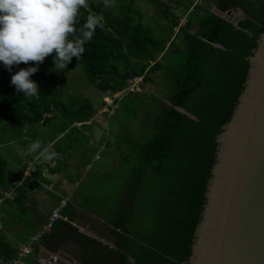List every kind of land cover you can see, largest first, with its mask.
<instances>
[{
    "label": "trees",
    "instance_id": "1",
    "mask_svg": "<svg viewBox=\"0 0 264 264\" xmlns=\"http://www.w3.org/2000/svg\"><path fill=\"white\" fill-rule=\"evenodd\" d=\"M141 1L154 9L151 25L135 8V0H115L82 57H73L64 69L81 67L85 86L101 93L120 92L136 77H143L145 84L157 83L158 77L170 84L164 101L144 117V127L153 130L150 138L121 151L116 175L102 186L104 194L100 187L81 193L82 209L105 223L112 247L71 226L77 216L70 203L61 213L67 222L57 221L48 233L53 250L64 241L76 244L79 264H189L216 164V139L238 105L248 79V58L264 31V0H202L222 13L239 9L243 17L235 23L202 6L188 14L194 0H178L187 22L176 33L180 19L169 5L172 0ZM88 3L79 11L77 29L88 14H98ZM193 25L195 33L190 32ZM163 52L160 63L156 58ZM52 55L30 76L39 98L25 97L10 84L16 69L34 62L14 65L11 72L0 63V146L21 139L25 127L60 120L61 132L67 133L55 150L71 149L72 125L88 122L103 106H93L80 94L63 103L58 78L43 72L53 70ZM21 178L22 171L10 172L0 156V200ZM15 255L0 235V260L8 262Z\"/></svg>",
    "mask_w": 264,
    "mask_h": 264
},
{
    "label": "crops",
    "instance_id": "2",
    "mask_svg": "<svg viewBox=\"0 0 264 264\" xmlns=\"http://www.w3.org/2000/svg\"><path fill=\"white\" fill-rule=\"evenodd\" d=\"M174 3L172 7L175 9L178 0H175ZM202 7L210 12L215 9L212 3L204 1ZM174 13L179 19L184 17L181 11L179 13L174 11ZM232 16L237 19L235 21L241 20L243 17L240 12L233 13ZM196 30L197 27L193 25L190 32L195 33ZM167 47L168 44L165 45L164 51ZM163 54L164 52L156 58V61L162 63ZM16 71L18 70L16 69ZM148 85L152 86L153 84ZM81 96L92 103L87 97ZM145 96H147V99L144 100L145 97L142 99L140 107L148 112L154 103L155 96ZM104 115L106 113L104 106H102L88 122L73 124L72 127L76 128V131L71 136L73 137L70 144L72 148L65 151L60 150L57 152V157L52 161H42L37 153L27 154L26 149L35 140H40L42 144L51 143L56 148L57 142L62 141L63 136L67 133V131L61 132V123H57L60 120H57V122L52 121L49 123L50 125H48V122L43 125L41 121L37 125L30 126L47 128V139L40 137L41 132L39 130L33 132L30 127H25L21 139L0 146V156L4 161L6 152H12L18 163L17 168L15 166L11 169L8 168V170L10 172L22 171V178L16 183L17 186L12 195L9 197L3 196L0 200V235L3 237L4 243L13 250H16L19 245L28 242L29 238L37 234L57 202L67 196H71L69 203L76 209L75 215L77 216L74 222L70 223L71 226L76 228L78 233L109 248L112 247L105 223L100 218H96L82 209L80 197L81 193L86 195L88 194L87 191L90 193L91 189L95 191L99 187L109 185L112 177L116 175V172L113 171L120 163L121 151L131 149L132 145L135 144V141H133L135 139H129V141L123 139V141L118 142L115 139L114 153L108 156L109 162L107 164L103 163L104 159L101 151H104L107 142L101 144L107 132ZM46 117L48 118V114ZM67 143L65 142V145ZM39 164H44L45 168L42 169ZM50 186H53L51 190L49 189ZM62 221L67 222L65 218ZM53 244L48 240V234H46L45 240L40 239L34 245L33 251L25 259V263L38 264V261L42 260L50 264H79V247L76 244L64 241L55 250H53Z\"/></svg>",
    "mask_w": 264,
    "mask_h": 264
},
{
    "label": "water",
    "instance_id": "3",
    "mask_svg": "<svg viewBox=\"0 0 264 264\" xmlns=\"http://www.w3.org/2000/svg\"><path fill=\"white\" fill-rule=\"evenodd\" d=\"M233 8L217 17L231 23ZM238 105L216 139V164L189 264H264V31Z\"/></svg>",
    "mask_w": 264,
    "mask_h": 264
},
{
    "label": "clouds",
    "instance_id": "4",
    "mask_svg": "<svg viewBox=\"0 0 264 264\" xmlns=\"http://www.w3.org/2000/svg\"><path fill=\"white\" fill-rule=\"evenodd\" d=\"M102 4L108 8L114 0H102ZM88 6V0H0V63L11 72L14 65L34 62L11 75L15 90L25 97L39 98L37 83L30 76L45 57L53 54L55 71L66 69L73 57H82L85 44L103 26L102 14L90 13L83 26L76 28L80 9ZM26 153H37L44 161L57 157L53 144L40 140L31 142Z\"/></svg>",
    "mask_w": 264,
    "mask_h": 264
},
{
    "label": "rangeland",
    "instance_id": "5",
    "mask_svg": "<svg viewBox=\"0 0 264 264\" xmlns=\"http://www.w3.org/2000/svg\"><path fill=\"white\" fill-rule=\"evenodd\" d=\"M88 1H90L96 7L97 12L99 14H104L105 12H108L109 10H111V7L113 6L112 5L108 8H104L102 4V0H88ZM174 1L175 0H172V2ZM172 2L169 3L171 9L173 11H177V13L181 11V13L184 14V11L180 10V8L174 9V7H172L173 6ZM135 8L140 10L141 13H143V15L145 16V23L151 25L155 13L153 7L149 3H146L144 1L135 0ZM114 11L115 10H113V12ZM191 14H196V13H191ZM235 20L237 19L233 18V22L231 23H235L236 22ZM157 35L158 33L156 32V36ZM43 72H45L46 75H50L58 78L60 85V95L63 103H65L66 105L68 104L70 96H75L80 94L90 99L93 106L97 107L101 104V97L103 95H108V94H100V92H98L95 88L91 86H85L87 85V82L81 67H77L70 72H66L64 70L55 71L48 69L43 70ZM156 81L157 83H155V85L154 84L152 86L151 85L149 86L148 84L145 85L146 87L145 92H147L146 95L155 96L154 103L151 100L153 104L151 105V107L148 106L150 107L149 111L151 112L153 109H155V107L159 105V102L164 101L167 94L168 86H170V84H167L166 81L162 82L159 79V77L155 79V82ZM1 86H3V81H0V87ZM137 95H138L137 98L127 96L123 98L121 102L119 101L117 103L118 108L115 110L114 116L112 117H108L107 115L103 116L104 120L107 123V129H106L107 132L105 133L106 136L103 137V140L101 142V144H103L107 141L105 143L106 147L104 148V151H101L102 158L104 159L103 163L107 164L109 162L108 156L114 153L115 139L117 142L121 140L123 141V139H131V140L135 139L133 140L135 141V143H141L147 141L150 138L153 130L146 129L144 127L145 125L143 124V120L145 119L144 117L146 116L147 111L139 108L141 106L140 104L143 97L140 96V94ZM146 97L147 96H145L144 100L147 99ZM53 122H57V120H53ZM57 123L60 124L61 122L58 121ZM30 128H31L30 130L33 132H38L39 130L41 132L40 137L42 139L48 138L47 128L43 129V127L38 128L37 126ZM14 156L15 155L12 152L9 153L6 152L5 161L9 169L15 166L17 168L18 163L16 162ZM42 161L44 160L42 159ZM39 165H41L42 169L45 168L44 164H39ZM100 188H101L99 189L100 193L104 194L103 192L105 190H103V187Z\"/></svg>",
    "mask_w": 264,
    "mask_h": 264
},
{
    "label": "built area",
    "instance_id": "6",
    "mask_svg": "<svg viewBox=\"0 0 264 264\" xmlns=\"http://www.w3.org/2000/svg\"><path fill=\"white\" fill-rule=\"evenodd\" d=\"M203 5L202 0H194L193 4L190 6L188 10L189 13H195L198 8ZM186 17H183L179 20L177 26L174 28L175 33L183 28L186 24ZM145 83L143 81V77H136L132 80L128 81L127 88L117 93H107L108 95H103L101 97V101L104 105V111L108 117L113 116L114 110L117 108V103L125 96H135L137 94L145 93ZM17 184L13 183L12 187L4 192L3 196L9 197L12 195V192ZM53 186H50V190ZM71 201V196H67L65 198H61L56 206L52 209L47 221L41 226L40 230L33 237L29 238L28 242L21 244L16 249V255L13 259L8 262H4L0 260V264H26L25 259L32 253L34 245L46 234H48L53 225L62 220L61 213L66 209L67 205ZM38 264H50L44 261H38Z\"/></svg>",
    "mask_w": 264,
    "mask_h": 264
}]
</instances>
